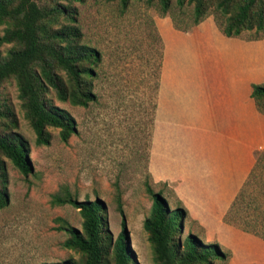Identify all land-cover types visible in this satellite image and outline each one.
<instances>
[{
    "label": "rangeland",
    "instance_id": "obj_1",
    "mask_svg": "<svg viewBox=\"0 0 264 264\" xmlns=\"http://www.w3.org/2000/svg\"><path fill=\"white\" fill-rule=\"evenodd\" d=\"M32 3L42 11L48 7V0L27 1L28 6ZM76 5L86 41L101 52L95 79L98 97L86 107L60 101L53 93L49 97L74 116L77 132L64 142L58 129L49 128V144L37 145L14 80L5 81L1 87V97L12 105L18 119L15 130L29 144L33 169L24 175L4 158L8 175L3 187L6 202L0 206V264L79 258L77 252L62 246L67 234L59 228L62 219L81 228L78 209L50 202L51 194L63 184L79 199L104 203L114 237L122 230L116 201L120 199L127 242L139 264H155L143 227L152 204L147 185L161 191L172 208L186 209L181 238L194 232L205 242L218 244L224 256L211 264H264V150L256 151L253 172L228 205L220 201L216 188L192 190L177 179H160L152 111L162 52L156 20L164 16L141 1L133 2L124 14L117 1L86 0ZM185 10L189 12L191 5ZM3 28L1 25L0 33ZM236 37L251 44L244 47V54L258 61L248 85L264 83V35L243 31ZM259 113L264 117V112ZM242 188L241 198L231 209Z\"/></svg>",
    "mask_w": 264,
    "mask_h": 264
},
{
    "label": "trees",
    "instance_id": "obj_2",
    "mask_svg": "<svg viewBox=\"0 0 264 264\" xmlns=\"http://www.w3.org/2000/svg\"><path fill=\"white\" fill-rule=\"evenodd\" d=\"M27 1L0 0V26H4L0 33V91L5 81L14 80L24 117L35 134L37 145L49 144L52 137L49 128L58 129L59 138L66 142L77 132L76 120L69 111L55 105L49 94L53 93L58 100L68 101L73 106L86 107L95 102L98 97L95 79L99 75L97 67L102 60L101 52L86 41L80 24L76 3L86 0H48V7L43 11L34 3L28 6ZM105 1H117L122 14L133 2L141 1L147 7L157 9L161 16L169 15L174 27L181 31H189L212 15L226 36H239L243 31L264 35V0ZM188 5H191L189 12L185 10ZM185 19L187 22L182 24ZM160 65L161 59L156 74L152 120ZM251 97L258 110L264 112V83L251 84ZM17 125L12 105L0 94V206L6 202L3 187L8 174L4 158L24 175L33 169L29 144L15 130ZM146 191L152 204L143 227L155 264H211L215 258L224 256L218 244L207 243L194 232L181 238L186 209L172 208L166 196L149 185ZM242 194L243 188L231 209ZM116 201L122 230L114 237L101 200L79 199L69 186L61 185L51 194L50 202L56 206L69 204L78 209L81 228L63 219L59 228L67 234L62 246L77 252L79 258L42 264H139L127 242L121 201L119 198ZM245 229L259 234L255 229Z\"/></svg>",
    "mask_w": 264,
    "mask_h": 264
},
{
    "label": "crops",
    "instance_id": "obj_3",
    "mask_svg": "<svg viewBox=\"0 0 264 264\" xmlns=\"http://www.w3.org/2000/svg\"><path fill=\"white\" fill-rule=\"evenodd\" d=\"M156 21L162 40L153 133L158 177L192 190L216 188L228 205L256 151L264 150V117L248 85L258 61L244 54L251 44L222 34L212 15L189 31L176 29L168 16Z\"/></svg>",
    "mask_w": 264,
    "mask_h": 264
}]
</instances>
